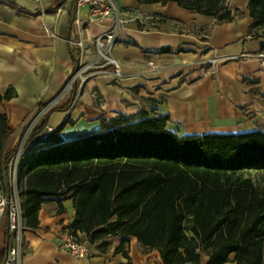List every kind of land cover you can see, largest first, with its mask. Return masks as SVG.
Here are the masks:
<instances>
[{"label":"crops","instance_id":"crops-1","mask_svg":"<svg viewBox=\"0 0 264 264\" xmlns=\"http://www.w3.org/2000/svg\"><path fill=\"white\" fill-rule=\"evenodd\" d=\"M249 1L226 0L229 12L239 10L243 16L219 23L175 2L121 0L118 9L127 20L117 31L113 56L124 77L116 81L103 75L82 89L78 82L68 89L79 63L94 59L93 40L113 26L114 18L89 23L88 6L69 4L58 12L53 8L58 0H0V94L10 90L15 94L1 105L12 131L7 153L18 148L38 107L53 104L62 93L52 107L59 110L47 125L57 129L69 116L74 126L61 133L64 141L91 135L100 129L102 119L138 118L143 110L168 115V129L179 136L264 132V36H250ZM79 41L84 43L83 53L76 45ZM93 91L103 99L101 107L94 103ZM39 136L28 142L25 153L41 144ZM62 205L60 211L57 198L42 205L38 227L24 232L16 264H128L122 253L114 252L124 239L129 240L126 251L132 264H164L158 251L140 245L135 237L120 236L103 240L110 244L105 252L96 242L89 258H73L60 249V241L72 232L74 201L63 199ZM8 244L3 221L0 264H13L6 263ZM207 262L203 258V264ZM227 264L236 263L232 259Z\"/></svg>","mask_w":264,"mask_h":264},{"label":"trees","instance_id":"trees-1","mask_svg":"<svg viewBox=\"0 0 264 264\" xmlns=\"http://www.w3.org/2000/svg\"><path fill=\"white\" fill-rule=\"evenodd\" d=\"M175 2L198 14L231 23L243 16L208 0H139ZM226 1V0H225ZM225 5V3H224ZM251 30L264 28V0H250ZM264 36L256 33L254 38ZM13 91L0 94V187L9 176L18 148L7 153L12 137L1 111ZM45 105L38 107L41 112ZM52 108L28 137L47 126ZM170 117L143 110L138 118L119 115L101 120L88 136L64 141L61 133L74 122L67 116L48 141L23 154L18 187L25 225L35 229L48 198L73 199L71 231L105 252L109 237H135L160 253L164 264H264V187L246 172L264 173V132L240 135L179 136L168 129ZM129 240L115 248L132 264ZM9 252V244L7 253Z\"/></svg>","mask_w":264,"mask_h":264},{"label":"built area","instance_id":"built-area-1","mask_svg":"<svg viewBox=\"0 0 264 264\" xmlns=\"http://www.w3.org/2000/svg\"><path fill=\"white\" fill-rule=\"evenodd\" d=\"M120 1L121 0H58L56 5L53 7L58 12H62V10L69 4H74L77 8L88 6L89 23L100 21L108 17L114 18L113 26L107 32L93 40L92 53L94 59L90 63H79L77 71L67 85L68 89L77 82L79 83L80 89H82L83 86H85L92 79L103 75L111 76L116 81H120L124 77V74L121 71L120 63L113 56V50L118 43L117 31L123 22L127 20V18L124 17L118 9V2ZM75 23L77 25L82 24L79 18H76ZM256 33H259L260 35L264 34V28L256 27L252 29L250 36L253 37ZM76 45L83 53L84 43L79 41ZM242 58L244 60H249V56L243 55ZM107 67H111L112 71L106 70ZM62 95L63 93L61 96ZM91 96L94 103L101 107L103 99L100 95L96 91H93ZM49 110L50 105L46 106L38 113V115L35 116V118L31 119L25 125L22 133L23 137L21 136L22 142L20 148L17 150V154L12 159L10 165L9 176L0 187V226L3 221H7L8 240L10 246L6 263L16 264L20 262L21 252L23 249V236L25 230L27 229L18 187L19 161L24 154V147L28 137L33 129L38 125L42 116ZM55 130V128L47 125L39 134L41 144L47 142ZM60 249L68 252L77 260L89 258L94 252L92 244L86 238H83L80 233L74 234L73 232H71L66 239L60 241Z\"/></svg>","mask_w":264,"mask_h":264},{"label":"rangeland","instance_id":"rangeland-1","mask_svg":"<svg viewBox=\"0 0 264 264\" xmlns=\"http://www.w3.org/2000/svg\"><path fill=\"white\" fill-rule=\"evenodd\" d=\"M208 1L217 2L219 7H223L224 3L226 2L225 0H208ZM60 96H61V94L58 95V97H56L55 100H57V98H58L59 101H61V97L62 96L61 97ZM55 100L53 99V101H51L53 104L50 105V108H52L53 106L57 105V103L54 102ZM22 137L20 138V141H19V144H18V149L20 148V145H21V142H22ZM243 177L244 178H250L253 181L254 185L257 188H259V189H262L264 187V173H262V172H257V171L246 172V173H244Z\"/></svg>","mask_w":264,"mask_h":264}]
</instances>
